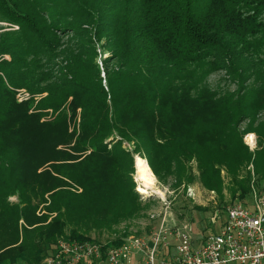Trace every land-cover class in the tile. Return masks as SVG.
I'll use <instances>...</instances> for the list:
<instances>
[{"label": "trees", "instance_id": "trees-1", "mask_svg": "<svg viewBox=\"0 0 264 264\" xmlns=\"http://www.w3.org/2000/svg\"><path fill=\"white\" fill-rule=\"evenodd\" d=\"M0 22L19 27L0 28V264H38L66 231L80 241L134 216L122 141L158 179L191 183L195 160L204 189L223 196L224 169L230 195L243 201L252 163L264 188V122L253 127L264 110V0H0ZM59 32L78 41L54 75L43 60L55 58ZM102 40L104 78L92 46ZM219 70L238 79L237 91L204 84ZM252 76L260 85L245 87ZM11 88L31 98L17 103ZM46 110L52 118L41 122ZM249 132L263 144L255 159ZM41 203L56 214L48 222L35 214Z\"/></svg>", "mask_w": 264, "mask_h": 264}, {"label": "rangeland", "instance_id": "rangeland-1", "mask_svg": "<svg viewBox=\"0 0 264 264\" xmlns=\"http://www.w3.org/2000/svg\"><path fill=\"white\" fill-rule=\"evenodd\" d=\"M7 25H14L9 23L0 22V28L3 29L1 31H18L13 29V27H8ZM8 27V28H7ZM0 31V32H1ZM59 37H61L60 47L56 50L55 58L51 61L43 60V64L46 69H51L54 75H57V71L59 70L61 65L66 64L64 59V50L66 48L73 49L74 46L77 45L78 38H74L71 33H61L59 32ZM104 44L105 41L102 40L100 43L93 41L92 46L94 47V51L96 55L94 56V62L97 63L102 71V66L104 65L103 59L109 57L108 50L101 47V44ZM6 60H9L8 56L4 57ZM117 62L112 60L108 63V70L111 71L116 68ZM260 70L264 71V65L260 66ZM101 77L104 78V72L102 71ZM238 79L233 76H228L224 71H213L208 74V76L204 80V84L212 91L223 94L224 92H234L237 91ZM260 82L255 81L254 77H250V79L246 80L244 83L245 87H253L258 86ZM260 85V84H259ZM11 90L15 93V100L17 103H23L24 101H19L17 98V91L25 89H13ZM27 92V91H26ZM28 93V92H27ZM46 93L41 94V96H45ZM38 97V96H37ZM29 98L31 96L29 95ZM46 110V115L41 118V122L49 121L52 118L51 111ZM79 110L77 111V113ZM54 117V116H53ZM264 122V110H260L257 113L256 121L253 127H256L258 124ZM76 123V124H75ZM79 123V115L76 116L75 121L72 124H69L68 132H72L74 128V124L76 129H78ZM249 122L245 121L238 124L239 131H244L248 127ZM258 132H249L243 135V142L248 147L249 151L253 154V159H255V153L261 152V147L263 144H259V134ZM122 148L127 152H130L132 155V171L129 173V178L131 179L134 187L133 191L136 194V204H137V212L134 214L132 218L127 220H121L117 224H115L112 229L99 228L93 229L89 232L84 230H80L82 232H86L83 235L88 238L84 240H95L103 245L117 239L123 240L128 236H146L149 235L153 230H155L160 223L161 218L163 217V213L165 210V203H169L170 210L168 211V220L170 218L173 221L178 223H186L190 226L192 231V238L195 244H201L203 240L211 235L216 233L220 224H222L227 209L235 204L242 203L247 204L249 202V193L245 197L243 201L232 198L230 195L229 189V178L226 176V172L224 169H221V178L223 180V196H218L213 191H208L204 189L199 181V171L197 169V163L195 160L190 162L191 174L193 176V181L191 183L182 182V184H177L174 175H170L165 177L164 179H158L152 172L154 178V186L151 189H145L146 193H141L140 191L144 190L141 187L140 182L136 180V175L139 170L136 166V158L139 160H145L143 155L139 153H134L135 145L133 142L122 141ZM110 144H108V148L110 149ZM256 154V155H257ZM148 165V164H147ZM149 167V166H148ZM150 169V168H149ZM247 172L250 174V182L249 188L252 183L256 185L258 189H264L262 185V174L257 171V169L249 163L246 168ZM151 171V170H150ZM64 181L68 182L69 186L66 187L68 191L79 195L82 192V188L67 179ZM250 192V191H249ZM48 195H45L47 198ZM8 202L10 204H18L19 199L17 195L10 196L8 198ZM165 202V203H164ZM47 204L41 203L39 204L38 210L35 212L37 216H46L47 222L50 221L56 214L48 213L44 210V207ZM23 225L22 220L19 221V226ZM126 234V237L123 235ZM75 239H71L69 237L68 232L66 231L65 235H62L57 238L56 243L58 241H73ZM193 243V244H194Z\"/></svg>", "mask_w": 264, "mask_h": 264}, {"label": "built area", "instance_id": "built-area-1", "mask_svg": "<svg viewBox=\"0 0 264 264\" xmlns=\"http://www.w3.org/2000/svg\"><path fill=\"white\" fill-rule=\"evenodd\" d=\"M17 98L25 102L29 94L19 90ZM248 200L231 205L216 233L198 248L188 224L167 219L164 202L159 226L149 235L128 236L108 248L95 240L58 241L38 264H264V190L252 183Z\"/></svg>", "mask_w": 264, "mask_h": 264}, {"label": "bare ground", "instance_id": "bare-ground-1", "mask_svg": "<svg viewBox=\"0 0 264 264\" xmlns=\"http://www.w3.org/2000/svg\"><path fill=\"white\" fill-rule=\"evenodd\" d=\"M136 166L138 167V174L136 175V180L140 182L141 187L144 190L140 191L141 193H146L145 189H151L154 186V178L153 175L145 162V160H139L136 158Z\"/></svg>", "mask_w": 264, "mask_h": 264}, {"label": "crops", "instance_id": "crops-1", "mask_svg": "<svg viewBox=\"0 0 264 264\" xmlns=\"http://www.w3.org/2000/svg\"><path fill=\"white\" fill-rule=\"evenodd\" d=\"M170 223V222H169ZM194 243V242H193ZM194 248H198L199 244H193ZM133 264H135V261H133ZM235 264V263H234Z\"/></svg>", "mask_w": 264, "mask_h": 264}]
</instances>
